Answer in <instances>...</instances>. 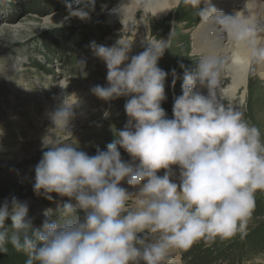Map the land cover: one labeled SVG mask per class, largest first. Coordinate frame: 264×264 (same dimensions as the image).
Returning <instances> with one entry per match:
<instances>
[{"label":"clouds","instance_id":"obj_1","mask_svg":"<svg viewBox=\"0 0 264 264\" xmlns=\"http://www.w3.org/2000/svg\"><path fill=\"white\" fill-rule=\"evenodd\" d=\"M182 2L201 13L211 9L213 21L236 48L247 46V54L237 52L232 66L264 65L259 36L264 28L257 26L250 0L233 14L218 11L210 0ZM66 8L70 17L87 20L95 0ZM146 43L135 55L127 40L90 45L107 70L106 86L90 91L106 102L126 97V123L114 131L106 150L89 155L76 141L68 142L79 101L74 94L71 103L62 99L52 122L64 136L49 132L42 138L32 185L55 208L44 209L36 227L27 202L6 199L0 204V253L10 245L26 256L25 264H165L170 253L201 240L210 245L247 236L255 194L264 192V140L244 112L233 108L236 97L219 87L226 61L211 55L191 70L181 64L182 94L168 118L161 105L169 73L158 61L170 43L160 38ZM171 75L174 83L175 69ZM199 87L207 88V96ZM121 149L130 159L122 158Z\"/></svg>","mask_w":264,"mask_h":264},{"label":"rangeland","instance_id":"obj_2","mask_svg":"<svg viewBox=\"0 0 264 264\" xmlns=\"http://www.w3.org/2000/svg\"><path fill=\"white\" fill-rule=\"evenodd\" d=\"M110 1L95 0L90 18L80 20L68 15L66 4L75 10L84 0H0V66H19L8 74L0 71V167L9 163L3 159L13 161L0 174V204L13 197L27 202L28 218L36 227L44 219L43 210L55 208L54 202L34 192L32 187L34 167L42 155L41 140L49 132L56 137L64 136L60 129L53 128L52 118L42 119L39 124L46 108L55 105V99L61 104L63 98L68 102L73 93L80 96L74 120L80 122L78 115L85 120L68 142L76 141L89 155H94L97 148L106 150L114 139V131L126 123V97L106 102L90 91L95 85L106 86L107 71L90 45L95 42L110 47L120 37L99 18L101 4ZM154 22L152 33L157 39L166 38L171 20ZM183 31L175 28L169 39L170 47L158 61V66L169 73L165 81L166 100L161 105L168 118L172 117L174 99L182 94L180 65L191 70L198 61L191 55L189 35ZM173 69L177 73L174 83ZM61 80L65 84L57 96ZM248 99L245 119L261 130L264 140V87L260 84L259 91L250 89ZM105 112L109 113L107 117ZM121 156L130 159L122 149ZM255 200L246 237L217 239L210 245L201 240L187 251L181 250V263L250 264L256 258L264 261V192H257ZM25 260L26 256L10 245L7 253H0V264H25Z\"/></svg>","mask_w":264,"mask_h":264},{"label":"bare ground","instance_id":"obj_3","mask_svg":"<svg viewBox=\"0 0 264 264\" xmlns=\"http://www.w3.org/2000/svg\"><path fill=\"white\" fill-rule=\"evenodd\" d=\"M245 3L246 0H210L212 7L225 14H233L236 10L244 9ZM201 7L205 6L201 5ZM249 8L252 9L255 15L257 26L264 28V0H250ZM213 15L214 13H212L211 9H207L201 13L200 7L185 5L182 0H179V2L178 0H111L107 4H101L99 18L106 21L110 26V30H113V33L120 35L118 40L132 42L130 55L142 52L147 47V40L156 38L151 31V25L155 23V20L158 23H166L171 20L169 33L166 38L163 37L161 39H171L175 28H181L189 35L190 53L195 58L199 60L202 56L216 55L224 59L226 67L221 73L219 87L227 92L230 97H236L232 101L233 108L245 113L250 89L259 91L260 84L264 87V65L253 64L250 68L232 66L237 52L246 55L248 48L246 45H243L237 49L233 41L213 21ZM182 17L185 20H181ZM259 36L261 37L262 44H264V32H260ZM110 38L116 39V37ZM10 65L6 67L0 66V71L8 74L14 72L17 67L19 68V66L11 67ZM64 84L63 80L59 81L57 96L62 91ZM198 91L205 96L208 94L206 87H199ZM73 94L79 99L80 96L77 93ZM219 96L220 93L217 91V97L219 98ZM241 100L243 101L242 104L240 103ZM57 101L55 99L56 104L46 108L45 113L39 121L40 125L42 119L52 118V114L60 108L61 104H58ZM72 101L73 97L71 95L67 103H71ZM222 102L227 103V101ZM78 117L80 118V122L83 123L84 117H80L79 115ZM126 120L127 116L125 117ZM80 122H76L74 118L70 121L72 133L78 128ZM3 160L9 163L5 164V162H1L5 165L0 167V174L7 165L13 162L9 159ZM158 174L163 175V170ZM123 186L128 187L126 184H123ZM129 190L131 191V189ZM181 260L182 251L175 250L170 253L165 264H182Z\"/></svg>","mask_w":264,"mask_h":264}]
</instances>
